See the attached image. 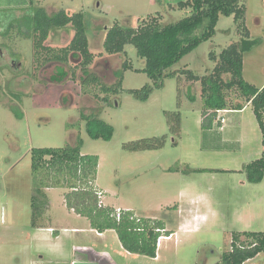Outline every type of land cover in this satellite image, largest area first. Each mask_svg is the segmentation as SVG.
Here are the masks:
<instances>
[{"label": "rangeland", "instance_id": "rangeland-1", "mask_svg": "<svg viewBox=\"0 0 264 264\" xmlns=\"http://www.w3.org/2000/svg\"><path fill=\"white\" fill-rule=\"evenodd\" d=\"M182 1L0 0V264H221L233 235L264 233V175L259 183L245 178L246 165L264 154L251 107L243 113H216L211 128H204L208 113L200 81L183 73L208 76L218 55L245 39L233 17L220 16L214 36L183 56L170 69L175 76L162 79L159 88L145 73L136 72L145 61L132 45L121 54L103 48L106 32L115 23L137 28L156 19L162 27L190 16L189 8H179ZM243 6L249 40L259 41L244 53L243 78L258 87L264 81V0H243ZM36 8L48 14H84L92 54L88 72L106 87L116 84L122 73L118 94L83 87L82 59L72 52L65 63L52 61L51 52L68 47L74 35L71 26L50 32L43 43L50 51L40 49L36 56L35 39L23 35L27 29L20 23ZM124 63L133 69L123 71ZM144 86L152 88L145 101L129 93ZM226 96L232 108L247 105L235 89ZM174 112L179 113V130L171 134L169 123L175 125L176 118L169 119L167 113ZM90 114L113 127L109 141L86 134L84 116ZM162 137L159 149L126 147ZM78 139L82 154L99 158L94 185L104 191V205L152 217L172 232L160 239L155 257L127 253L114 231L101 235L92 230L85 218L65 206L68 189L46 190L48 210L37 204L43 214L36 224L55 232L32 226L37 176L31 170V149L62 148L76 145ZM244 264H264V253Z\"/></svg>", "mask_w": 264, "mask_h": 264}, {"label": "trees", "instance_id": "trees-1", "mask_svg": "<svg viewBox=\"0 0 264 264\" xmlns=\"http://www.w3.org/2000/svg\"><path fill=\"white\" fill-rule=\"evenodd\" d=\"M180 9L189 8L190 16L174 24L160 26L156 19L143 22L137 28L124 27L115 23L106 32L103 48L108 54H121L126 45H132L140 58L144 59L145 66L139 71L147 75L159 88L164 78H172L175 74L170 69L183 56L191 52L202 42L210 40L215 34V26L220 16L233 17L234 23L243 31L245 39L235 42L224 49L216 60L212 73L198 77L190 70L183 73L190 80L200 81L201 96L206 118L204 128H211L217 111H239L244 105L236 104L233 108L227 102L226 93L237 90L249 104L263 138L264 145V87L257 88L243 78V55L258 40H249V32L244 26L245 9L243 0H185L178 3ZM24 22V23H23ZM23 23L24 25L20 24ZM19 24L24 26L27 33L21 34L34 37L36 54L39 50H48L43 47L50 32L72 27L74 35L68 45L57 52H51L52 61L65 63L72 52L82 59L81 70L85 74L83 87H100L106 95L118 94L122 85V73L119 81L112 87L101 84L99 78L88 72L92 61L86 37L87 24L83 13L68 14L65 11L48 14L43 8H36L32 13L23 17ZM20 28V26H19ZM21 30V28H20ZM201 30L200 34H196ZM50 51V50H48ZM35 53V52H34ZM38 56V54L36 55ZM36 56H34L36 58ZM211 58H215L211 54ZM122 69H133L131 64L124 63ZM229 75V81L223 76ZM63 76V72L60 73ZM60 81V80H59ZM57 79L55 82H59ZM152 92L151 87L144 86L141 90H131L129 93L139 100L145 101ZM107 101V98L102 99ZM174 116L175 125L169 123L171 134L179 130V113H167L169 119ZM19 117V115L17 116ZM86 134L92 140L109 141L113 135V127L93 114L84 116ZM164 138L140 140L126 145L134 151L154 150L163 147ZM82 141L76 145H66L62 148H33L31 155V170L37 176V183L33 190L31 207L32 226L41 218V211L37 204L48 210L49 202L46 189L64 188L69 191L64 194V204L76 215L85 218L91 229L102 233L107 230L115 231L122 247L129 253L146 257H155L157 241L165 228L162 221L139 218L132 211L120 210L116 218V210L99 204L95 185V176L99 163L98 156L82 154ZM264 175V154L254 159L245 167V178L248 183H259ZM169 236L170 233H166ZM247 244H238L241 238ZM264 253V233L243 232L232 236L231 250L221 255V264H244L258 254Z\"/></svg>", "mask_w": 264, "mask_h": 264}, {"label": "crops", "instance_id": "crops-1", "mask_svg": "<svg viewBox=\"0 0 264 264\" xmlns=\"http://www.w3.org/2000/svg\"><path fill=\"white\" fill-rule=\"evenodd\" d=\"M248 52H250V50L248 51ZM242 74H243V76L245 75V59H244V55H243V70H242ZM245 78V77H244ZM246 81H247V79H245ZM247 82H249V83H251L252 82V84H254L253 83V81H247ZM262 87H264V81H263V83L261 84V85H259L257 88H262ZM246 106L247 107H249V104H247V105H244V107H243V109L242 110H239V111H233V112H238V113H243L244 111H245V109H246ZM242 184H243V182H242ZM100 189V188H99ZM47 190V189H46ZM46 190H45V193H46ZM103 193H104V191H103ZM103 203V202H102ZM103 206H105V207H109V206H106V205H104V203H103ZM111 208H113V209H115V210H124V209H122L121 207H111ZM130 211V210H129ZM78 216V215H77ZM137 216V215H136ZM78 217H80V216H78ZM83 218V217H82ZM147 218H149V217H147ZM149 219H153L152 217H150ZM164 223V222H163ZM88 224H89V222H88ZM89 227H90V225H89ZM40 229H43V228H45V229H49V231L52 233H54L55 231L54 230H52L50 227L48 228L47 226H42V227H39ZM39 228H36V229H39ZM91 228V227H90ZM164 230L161 232L162 234V236L161 237H159V239H158V241H157V245H158V243H159V241H160V239H162V238H168L170 235H171V233L172 232H170L169 230H167L166 229V226H165V223H164ZM93 230V229H92ZM95 231V230H94ZM107 231H110V230H107ZM111 231H113V230H111ZM97 232V231H96ZM106 232V231H105ZM115 232V231H114ZM170 233V235L169 236H166L167 234L166 233ZM97 233H99V232H97ZM104 232H102V233H99V234H103ZM116 234V233H115ZM119 240V239H118ZM123 248V247H122ZM124 249V248H123ZM157 249V248H156ZM125 250V249H124ZM126 251V250H125ZM127 252V251H126ZM127 253H129V252H127ZM130 254H132V253H130ZM132 255H138V254H132ZM155 255H156V253H155ZM80 262H82V261H80ZM107 263H109V262H107Z\"/></svg>", "mask_w": 264, "mask_h": 264}, {"label": "built area", "instance_id": "built-area-1", "mask_svg": "<svg viewBox=\"0 0 264 264\" xmlns=\"http://www.w3.org/2000/svg\"><path fill=\"white\" fill-rule=\"evenodd\" d=\"M222 112H225V111H217L216 113H222ZM224 122V118H220V123L223 124ZM97 197H98V200H99V204L102 205V198H103V192H101L100 190L97 191ZM119 213H120V210H116V218L119 217Z\"/></svg>", "mask_w": 264, "mask_h": 264}]
</instances>
